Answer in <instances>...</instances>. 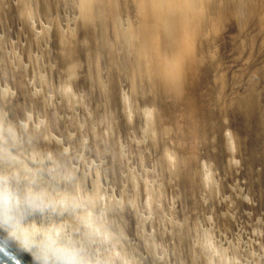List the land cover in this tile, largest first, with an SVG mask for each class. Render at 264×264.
Returning <instances> with one entry per match:
<instances>
[{"label":"rangeland","instance_id":"1","mask_svg":"<svg viewBox=\"0 0 264 264\" xmlns=\"http://www.w3.org/2000/svg\"><path fill=\"white\" fill-rule=\"evenodd\" d=\"M49 1L0 0V216L23 199L14 232L36 249L54 250L64 264H264V102L248 118L230 105L234 85L244 83L241 72H250L244 76H251L249 95L264 84V0L248 7L246 0H232L223 17L218 7L208 13L207 0L156 1L146 44L151 53L164 50L162 38L177 32L180 16L199 14L202 44L213 49L205 55L215 64L207 76L219 88L215 109L202 102L174 109L166 96L159 109L150 97H134V76L146 86V74L155 73L145 68L142 74L135 64L144 43L141 11L150 12L152 0H67L71 8L86 5L77 18L60 0L50 13ZM18 7L37 8L28 14L35 21L26 32L15 22ZM97 8L99 21H91ZM89 25L97 57L89 50L71 55L66 47L78 32L85 47ZM123 36L133 56L119 66ZM47 39L66 50L48 56ZM252 52L253 65L237 60ZM155 62L160 66L161 59ZM170 62L169 80L178 73ZM186 111L211 117L196 131ZM192 159L196 179L186 170Z\"/></svg>","mask_w":264,"mask_h":264},{"label":"bare ground","instance_id":"2","mask_svg":"<svg viewBox=\"0 0 264 264\" xmlns=\"http://www.w3.org/2000/svg\"><path fill=\"white\" fill-rule=\"evenodd\" d=\"M59 1V0H58ZM61 1L63 2V4L62 5H65V10H67L68 12H70L71 11V13H72V11H73V14H74V12L76 13V17H73V18H77V17H79L83 12H85L86 10H87V7H86V5L84 4V3H82V5H76L77 7H78V9H75V8H71V7H69L68 6V4H69V2L67 1V0H60L59 2L61 3ZM156 1L157 0H152L150 3H149V5H148V7L147 8H149L150 9V12L146 9V8H144L142 11H141V22H140V25L142 26V27H145V30L141 33V35H142V40L144 41V43H142L141 44V51H140V54L138 53L137 55H136V57L138 58V60L137 59H135L136 60V62L137 63H135L136 65H138V67L142 70V74L145 72V68H146V70H154L155 71V73H153L152 75L151 74H149L148 76H147V74H146V80H145V84H146V86L144 85V83L142 82V84H140L139 86H138V80H139V78H137V77H135L134 76V78H136V81H137V83H135L136 84V88H135V90H136V93H134V97L135 98H142V99H144V98H146V99H149V97H150V99L153 101V104L155 105V106H159L160 105V103H161V98H162V96H166V97H168V100H169V102L171 103L170 105H172L173 107H175L174 109H178L181 105H183V104H194V103H196V102H202V103H204V104H206V105H209L210 104V106L209 107H212L213 106V108H214V105L216 106V103L214 102V100L215 99H217L218 97H217V93H215V92H217V89L219 90V88L217 87V89H216V86H218V85H213V83H214V81H213V83H212V81H210L208 78H207V76H209L208 75V72L210 71L211 72V69H210V67L211 66H213L212 68H214L215 67V64H214V61L213 60H210V56L209 57H207V55H208V53H212V52H210V50L212 49V45L210 46L211 47V49H209V50H205V48H204V46H206V45H203L202 43H206V42H204V41H202V39H203V36L204 37H206V34H204L205 32H206V30L204 29V27L200 24V20L201 19H199V14H195V15H193V18L190 20L189 18H188V16H187V14L186 15H183V16H180L179 17V22H177L178 23V26H177V32L176 33H169L168 35H167V37H165V38H162L163 39V41L165 42V47H164V50H161V49H159V48H154V50H153V52L151 53V52H149V49H148V47H147V45L146 44H151V40H150V36H151V34L153 33L152 31H153V25H154V23H155V21H154V19H157L156 17H155V15H154V13H157V10L155 9L156 8ZM232 0H207V3L209 4V7L210 8H207L208 9V13H210V12H212V10L213 9H215L216 7H218L217 9V11H218V13H219V15L220 16H224V12L225 11H223V10H221V9H227V10H229V9H231V5H228V3L229 2H231ZM50 2V5L48 6V11L51 13V12H56L55 11V9H56V6H57V4H56V2H57V0H54V1H49ZM190 3V2H189ZM189 3H188V5H189ZM254 3H255V0H246V6L245 7H248V6H253L254 5ZM151 4V5H150ZM61 6V5H60ZM60 6L57 8V9H59L60 8ZM98 6V5H97ZM145 7V6H144ZM62 9V8H61ZM98 9H100V8H97L96 9V11H92V14H93V20H91V21H99V20H97L98 18H99V16H100V11L98 10ZM224 9V10H225ZM37 10V8H34V7H32V8H30V11H26L23 7H18V11H17V13H18V19H17V21H15V22H17V24H18V26L19 27H21V28H23V30L26 32L27 31V28L28 27H30L33 23L31 22L32 20H34L35 21V19H31L30 17H28V14H29V12H34V13H36L35 11ZM57 11H59V10H57ZM242 11V10H241ZM67 12V13H68ZM188 12V11H187ZM186 12V13H187ZM16 13V14H17ZM32 13L30 14V16L32 15ZM191 13V12H190ZM36 15V14H35ZM52 15V14H51ZM69 15H70V13H69ZM75 15V14H74ZM217 15V14H216ZM218 15V16H219ZM37 16L38 15H36L35 16V18H37ZM60 16V15H59ZM238 16H239V18L241 19V20H244L245 18H246V13H244V11H242V12H239L238 13ZM34 17V16H33ZM77 20V19H76ZM132 21H134V19H132ZM241 23H242V21H240ZM221 24V23H220ZM90 26L91 25H89V27H88V30L86 31V33H87V35H88V37H87V44H85V47H83L84 46V44L82 45V43L80 44V41H81V39H80V37H81V35H80V33L78 32V34H77V39L78 40H76V39H74V41L72 42V43H70V44H68V46L66 47V49L68 48L69 50H70V52L72 53L71 55H76V56H85L86 54H87V50H89V52L90 53H92L93 55L92 56H94L93 58H96L97 57V55H95L96 54V52L99 50V43L98 42H96L95 41V36L96 35H93L92 34V31L90 30ZM131 26H134V27H136V28H138V26H139V24H132ZM238 27L241 29V30H243V26L242 25H238ZM238 29V28H237ZM23 31V32H24ZM77 31V30H76ZM242 31H240L239 33H241ZM254 32V31H253ZM85 33V34H86ZM250 34H251V32H250ZM249 33H248V35H250ZM252 34H254V33H252ZM83 35L84 34H82V37H83ZM131 35H132V33H128V35L127 36H129V37H131ZM81 37V38H82ZM84 37H85V35H84ZM246 37H247V35H246ZM29 38V37H28ZM24 40V39H23ZM29 41H30V39H29ZM248 41H249V39H248ZM208 44V43H207ZM42 45H44V46H48L49 47V50L47 51L48 52V56L49 55H54V54H56L57 52H59V53H61V52H63V51H65L66 49L64 48V46L63 45H58V47H56V46H54V45H52L49 41H48V39L46 40V41H44L43 42V44ZM117 45H119V49L120 48H123L122 50H121V52H120V54L117 56V60H116V62L118 63V65L120 66L121 65V62H124L125 60H132V56L133 55H131V53H130V51H128L127 50V43H126V39H124V36H123V38L121 39V41H117ZM152 45L154 46V45H156V44H153V42H152ZM34 48H40V47H38V46H35ZM44 48V47H43ZM207 48V47H206ZM260 48V51H261V49H262V47H259ZM48 49V48H47ZM41 50V49H40ZM39 50V51H40ZM44 50V49H43ZM213 50V49H212ZM54 51V52H53ZM206 52H208L207 53V55H205V53ZM46 53V52H45ZM58 53V54H59ZM253 53V52H252ZM257 53V52H256ZM70 54V53H69ZM237 54H239V53H237ZM244 55V54H243ZM255 55L256 54H251V53H249V54H247V55H244V56H239L238 57V59L237 60H239V59H241V61H242V64L244 63L245 64V66H247L248 67V65H253V59H254V57H255ZM236 57H237V55H236ZM161 59V64H160V66L158 65V63L157 62H155V61H158V60H160ZM211 59H213V58H211ZM236 59V58H235ZM170 60H171V62L173 63V64H176V65H178L177 66V68H178V73L176 74V72L172 75V77H171V80H169V69H168V67H167V63L168 62H170ZM240 61V60H239ZM240 61V62H241ZM170 62V63H171ZM263 63H264V56H263ZM239 65V64H238ZM241 65V64H240ZM244 66V67H245ZM235 68V67H234ZM234 68H232V69H234ZM79 69H80V73H84V71L85 70H87V68H86V65L84 64V65H80V67H79ZM215 69V68H214ZM231 69V70H232ZM216 70H217V68H216ZM236 70V69H235ZM235 70H234V72H235ZM248 70V69H247ZM247 70H245V72H247L248 73V71ZM213 71V70H212ZM241 71V70H240ZM209 72V73H210ZM245 72L244 73H242L241 72V74H244V76H246L247 74H245ZM213 73V72H212ZM248 74H250V72L248 73ZM176 75V76H175ZM214 74H211V76L210 77H212ZM219 75V74H218ZM222 75V74H221ZM216 76V75H215ZM238 76V75H237ZM243 75H241V78H242V80H244V83H246V84H241V82L240 83H237L238 85H234V87H233V95H232V99H231V101H230V105L231 106H233V107H236V108H238V110L241 112V115H242V117L244 116V117H246V118H248V117H250L252 114H253V116H251V117H254V113L256 112V109H257V107H258V105H261L263 102H264V84H261V83H259L258 84V89H259V94L257 93H254V95L253 94H251V95H249V92L251 91V90H253V87H251L252 85H250L249 86V84H247V82L249 83V81H250V77L251 76H249L248 75V77H247V81H245V77H244ZM259 76H260V74H259ZM214 77V76H213ZM212 77V78H213ZM95 78H96V82L99 84L100 82H101V77H99V76H97V75H95ZM259 78V77H258ZM258 78H256V79H258ZM168 79V80H167ZM213 79H216V78H213ZM219 79H220V77H219ZM254 79V78H253ZM226 80V79H225ZM170 81V82H169ZM177 81L179 82V90L177 91V89H176V83H177ZM217 81V82H216ZM215 82L216 83H218V80H216ZM222 80H220V82H221ZM240 81V80H239ZM259 81V80H258ZM103 82V81H102ZM133 82V81H132ZM230 82V81H229ZM252 82L253 81H251L250 82V84H252ZM261 82V81H260ZM233 83V82H232ZM253 83H256V82H253ZM264 83V82H263ZM134 85V84H133ZM229 86H231L230 84H228ZM246 85V86H245ZM35 86V85H34ZM149 86L151 87V88H149ZM233 86V85H232ZM197 88H200V91H199V89H197ZM211 89V90H210ZM227 90V89H226ZM232 90V89H231ZM165 94V95H162V94ZM224 93V92H223ZM226 93V92H225ZM151 94H153V96H152V98H151ZM256 94V95H255ZM230 95V96H231ZM219 96H220V94H219ZM223 96V95H222ZM134 98V99H135ZM221 99V98H220ZM260 99H262L261 101H260ZM168 100H167V102H168ZM164 101L166 102V100L164 99ZM163 101V102H164ZM216 101V100H215ZM250 102H252V104H249ZM213 103V104H212ZM165 104V103H164ZM166 104H168V103H166ZM200 104V103H199ZM199 104H197V105H199ZM149 105V104H148ZM200 105H202V104H200ZM199 105V106H200ZM162 106H165V105H163V104H161V107ZM10 107H12L11 105H10ZM160 106H159V109H162ZM173 107H172V109H173ZM202 107V106H201ZM208 106H207V108L208 109H210L211 110V108H209ZM252 107V108H251ZM158 108V107H157ZM166 108V107H165ZM185 108V107H184ZM204 108V107H203ZM206 108V109H207ZM251 108V109H250ZM167 109H169V108H167ZM173 109V111H177V110H174ZM187 111H188V109L187 108H185ZM200 109V108H199ZM198 109V110H199ZM202 109V108H201ZM201 109L199 110L200 112H201V114H202V111H201ZM205 109V110H206ZM208 109L206 110V112L208 111ZM215 109V108H214ZM164 110V109H163ZM170 110V109H169ZM190 111H191V109H189ZM237 110V111H238ZM165 111H166V109H165ZM168 111V110H167ZM171 111V110H170ZM186 111V113H188ZM198 111V113L197 114H195V115H193V114H191V115H193L192 116V118H190L191 120H190V122H189V128H191V129H194V130H196V131H199L200 129H201V127L204 125V121L205 120H203V118H205V117H203V118H201L202 116H201V114H200V112ZM219 111H220V109H219ZM206 112H203V114H205ZM170 113H173V112H170ZM177 113V112H176ZM186 113L184 114L185 115V117H188L187 115H186ZM190 113V112H189ZM188 113V114H189ZM192 113H194V111L192 112ZM152 114H153V112H152ZM167 114V112H164V117H165V115ZM220 114V113H219ZM240 114V113H239ZM239 114H238V116H239ZM190 115V114H189ZM190 115V116H191ZM255 115H256V113H255ZM209 116V115H208ZM213 116V115H212ZM150 117V116H149ZM151 117H153V116H151ZM209 117H211V115L209 116ZM208 117V119H207V117L205 118L206 119V121L208 120L209 121V118ZM177 119H180L179 117L177 118ZM212 119H214V118H212ZM212 119H211V121H212ZM251 119V118H250ZM255 120V119H254ZM258 120V119H257ZM170 121H171V119H170ZM206 121H205V124H207L206 123ZM242 121V120H241ZM180 122V121H179ZM214 122V121H213ZM212 122V123H213ZM249 122V121H248ZM181 123H183V122H181ZM211 123V122H210ZM209 123V124H210ZM257 123V122H256ZM168 124V123H167ZM177 124H178V122H177ZM180 124V123H179ZM178 124V125H179ZM184 124V123H183ZM244 124V123H243ZM250 124V123H249ZM253 124H255V123H252V125ZM171 125V124H170ZM174 125H175V123H174ZM185 125V124H184ZM211 125V124H210ZM245 125V124H244ZM247 125V124H246ZM251 125V126H252ZM257 125V124H256ZM163 126H164V124H163ZM165 126H166V123H165ZM179 126H182V125H179ZM179 126H177V127H179ZM187 125H185V127H186ZM187 126V127H188ZM207 126V125H206ZM206 126H204L205 127V131H206ZM248 126V125H247ZM246 126V127H247ZM254 126V125H253ZM174 127V126H173ZM176 127V126H175ZM250 127V126H249ZM248 127V128H249ZM254 128V127H253ZM179 129V128H178ZM183 130H186V129H184V127L182 128ZM181 129V127H180V131L182 130ZM191 129H189V130H191ZM251 129V128H250ZM176 130V129H175ZM189 130H187V131H189ZM165 131V130H164ZM183 132V131H182ZM209 132V131H208ZM178 133H179V131H178ZM183 133H185V132H183ZM189 133V132H188ZM191 133V134H190ZM190 133L188 134L189 136H191L192 135V133H195V131H190ZM197 133V132H196ZM255 133V132H254ZM179 134H181V133H179ZM179 134H178V136H179ZM185 134H187V133H185ZM162 135H164V134H162ZM182 135L184 136V134H181L180 136L182 137ZM187 135V136H188ZM198 136V138L197 139H199V134H197ZM186 136V135H185ZM189 136L188 137H186V139H184V140H189L190 142H191V138L193 137H190V139H189ZM195 136V135H194ZM201 137V136H200ZM40 138V137H39ZM42 138H44V137H42ZM164 138V137H163ZM203 138V137H202ZM46 139V138H45ZM194 139V138H193ZM192 139V140H193ZM40 140V139H39ZM41 141H43V143H44V146L46 147V148H48V149H50L51 151H56L55 149H53L51 146H50V144L48 143V142H46L44 139H41ZM195 141V140H194ZM193 141V142H194ZM192 142V143H193ZM198 142V141H197ZM184 143H188V141L186 142V141H184ZM199 143V142H198ZM195 143H193L192 145H194ZM197 144V143H196ZM191 145V146H192ZM188 147H190V146H188ZM52 148V149H51ZM48 149H46V150H48ZM186 149H187V147H186ZM72 152V151H71ZM184 153L186 152L185 150L183 151ZM187 153V152H186ZM186 153H185V156H186ZM190 154V153H189ZM189 154H188V156H189ZM187 157V156H186ZM188 158V157H187ZM64 160H66L65 158H64ZM184 161V160H183ZM191 163H189L188 165H187V167L189 168V170L186 168V170L188 171V173L189 174H191L192 175V177L190 176V178H195L196 179V175H197V172H196V168H195V166H193V159L190 161ZM172 167V166H171ZM171 167H170V169H169V167H168V169L169 170H174V169H171ZM180 167L181 168H183L184 167V165L181 163L180 164ZM166 168V167H165ZM173 168V167H172ZM167 169V168H166ZM178 170V173L177 174H179V169H177ZM182 171V170H181ZM174 173H175V170H174ZM180 175H181V173H180ZM186 176V175H185ZM198 176V175H197ZM178 177V176H177ZM177 177H175V178H177ZM179 177H181V176H179ZM174 178V177H173ZM174 178V179H175ZM183 179V178H182ZM181 179V180H182ZM180 180V179H179ZM180 180V181H181ZM191 180V179H190ZM176 181V180H175ZM177 181H178V179H177ZM195 181V180H194ZM185 182H187V181H185ZM188 184L189 183H191V182H187ZM185 185H186V183H185ZM190 185V184H189ZM189 185H187V186H189ZM191 185H193V183L191 184ZM191 185H190V187H191ZM186 187V186H185ZM192 188H194V186L193 187H191V189ZM191 189H189V190H191ZM203 189V188H202ZM187 190V189H186ZM194 190V189H193ZM196 191V190H195ZM198 191H200V190H198ZM185 192H187V191H185ZM197 192V191H196ZM192 193V192H191ZM193 194V193H192ZM125 214V213H124ZM124 214H123V216H124ZM122 215V214H121ZM120 217V216H119ZM128 219V218H127ZM2 221H3V217L2 216H0V223H2ZM130 222V221H129ZM133 223V222H132ZM129 224V223H128ZM2 227V226H1ZM4 228V227H3ZM4 229H6L8 232H10L11 234H13L20 242H21V244L28 250V251H30L33 255H35L36 257H37V255H38V252H40V250L39 249H36L35 248V246H32L31 244H30V242H26L24 239L25 238H23L22 237V235H21V233H20V231L17 233H15L14 232V229L13 228H4ZM13 229V230H12ZM131 229V228H130ZM16 231V230H15ZM15 233V234H14ZM21 238V239H20ZM24 240V241H23Z\"/></svg>","mask_w":264,"mask_h":264},{"label":"water","instance_id":"3","mask_svg":"<svg viewBox=\"0 0 264 264\" xmlns=\"http://www.w3.org/2000/svg\"><path fill=\"white\" fill-rule=\"evenodd\" d=\"M0 264H40L10 232L0 226Z\"/></svg>","mask_w":264,"mask_h":264},{"label":"clouds","instance_id":"4","mask_svg":"<svg viewBox=\"0 0 264 264\" xmlns=\"http://www.w3.org/2000/svg\"><path fill=\"white\" fill-rule=\"evenodd\" d=\"M25 201L23 199H18L15 201V206L12 212L6 211L4 214V218L0 226L4 228H14L15 227V214L19 212V210L24 208ZM71 246V243L69 244ZM40 264H64L63 258L57 254L54 250H47L41 248L40 252L37 255ZM83 264H88V261H84Z\"/></svg>","mask_w":264,"mask_h":264},{"label":"snow or ice","instance_id":"5","mask_svg":"<svg viewBox=\"0 0 264 264\" xmlns=\"http://www.w3.org/2000/svg\"><path fill=\"white\" fill-rule=\"evenodd\" d=\"M176 89H177V91L179 90V82L178 81L176 83Z\"/></svg>","mask_w":264,"mask_h":264}]
</instances>
